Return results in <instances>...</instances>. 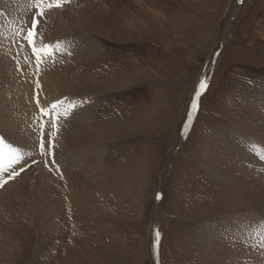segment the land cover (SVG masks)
<instances>
[{
  "label": "rangeland",
  "instance_id": "374dc122",
  "mask_svg": "<svg viewBox=\"0 0 264 264\" xmlns=\"http://www.w3.org/2000/svg\"><path fill=\"white\" fill-rule=\"evenodd\" d=\"M12 3L1 1L0 9ZM57 10L71 12L73 22L65 26L48 11L38 25L45 41L68 51L46 70L61 90L53 102L66 97L77 110L88 107L83 145L98 155L97 183L85 204L47 222L29 207L1 205L0 264H215L202 229L225 228L257 209L235 197V185L213 178L207 149L222 132L249 137L250 119L264 108V0H71ZM30 13L18 25L10 19L9 33L30 24ZM75 41L94 52L73 56ZM18 47L0 46V55L21 68ZM202 79L207 88L185 131ZM38 143L17 171L44 162L28 159H36ZM234 229L227 240L254 238ZM242 250L245 259L237 250L225 259L255 264L256 251Z\"/></svg>",
  "mask_w": 264,
  "mask_h": 264
},
{
  "label": "bare ground",
  "instance_id": "6f19581e",
  "mask_svg": "<svg viewBox=\"0 0 264 264\" xmlns=\"http://www.w3.org/2000/svg\"><path fill=\"white\" fill-rule=\"evenodd\" d=\"M11 2H13V6L8 7L4 12L0 9L1 48L5 45L15 44L17 46L22 42L15 34L9 33L7 30L10 19L12 21L16 20L15 25H18L27 18L31 9L34 10L30 6V0H11ZM152 9L158 12L155 7ZM49 11L54 16L53 13L58 12L59 14H56L58 21L60 20L65 26H69L73 22L74 17L67 10L62 11L53 8ZM78 44L79 42L75 41L76 49L73 50V56H82L84 59V57H90V53L94 52L90 46H84L82 43L81 45ZM65 48L66 46H62L56 54L59 56L64 55L68 52L65 51ZM8 49H10V46ZM16 53L20 61L23 56H28L30 49L21 50L18 47ZM21 63V68L15 67L13 59L10 66L7 58L0 55V77L2 76L0 94L4 96V98H0V130L4 135L9 136L8 141L9 138L13 141L16 140L18 143L15 144L16 147H19L24 153H31V156H33L32 151L35 149L36 153L38 143V141H35L36 146H33V137L37 134L33 129L41 123L36 99H39L43 105H50L55 97L60 96L61 90L58 88L56 80H53V74L46 71L49 70V61L42 65L39 75L36 74L34 62L31 69L24 62V59L21 60ZM4 73L6 74L3 75ZM22 76H24V79ZM37 80L41 85L40 89H36ZM31 88L33 96L29 92ZM37 93H39L38 96ZM25 101L30 103V107L26 105ZM66 106L67 104L64 107ZM87 108L75 109L68 117V119H72L71 121L60 120V131L54 141L53 154L43 155V163L38 166L34 165L31 168L26 167L25 169H28L19 177L16 176L14 180H9L0 189V206H6L4 208L6 211L17 206L29 207L32 209L30 212H34L37 218L42 222H47L57 214L64 213L65 210L70 208V205L79 207L85 204L86 199L89 198L87 197L89 193H86L90 188L89 186L97 183L95 181L97 177L92 176V173L98 169L99 163L96 160L98 158L97 153L91 150L90 146L87 149L83 145L87 146L85 139L89 135L83 124L86 123L84 116ZM59 110L63 111V108ZM261 111L257 112V115L254 114L250 119V123L246 128L251 132L249 137L222 132L221 142L211 139L215 146L213 149H207V156L211 159L207 169L213 178L218 182L235 185V197L241 199V203H245L251 210L257 208L250 212V215L253 216L249 215L250 217L246 218L247 220L244 218V221L239 222L241 218H236L233 224L225 228L221 225H207L208 228L202 229L204 232L202 244L209 251L208 258L215 264H251L245 261L225 259L232 257L233 255L230 254L234 250L239 251L241 260L245 259L246 254L242 250L244 246L249 253L256 251L253 254V258H257L255 264H264V249L261 248V242L264 241V224H261V221L264 220V216L255 215V213L264 212V108ZM43 123L47 125L46 117L43 118ZM82 149L85 151L82 152ZM45 152L47 153V148ZM40 156L42 155L39 152L36 159L30 160L29 157L28 159L33 164H37L39 160H42ZM53 160L55 163H53ZM247 173L249 175H246ZM84 179H86V182L82 181ZM25 196L29 198L27 202L22 201ZM250 202L252 204H249ZM64 216H66L65 213ZM232 220L227 219L225 221L228 223ZM250 224H252V227H250ZM234 228H247L246 231L254 235V238H249L250 241L247 238L227 240V236H230L231 232L234 233ZM236 246L239 249H233Z\"/></svg>",
  "mask_w": 264,
  "mask_h": 264
},
{
  "label": "snow or ice",
  "instance_id": "6c2138e0",
  "mask_svg": "<svg viewBox=\"0 0 264 264\" xmlns=\"http://www.w3.org/2000/svg\"><path fill=\"white\" fill-rule=\"evenodd\" d=\"M70 2L71 0H30V6L34 9V13L29 18L30 24H26L15 33L16 37L22 41L19 44V48L21 50L25 48L30 49V55L25 56L24 59L26 63L34 62L37 75L41 72L42 65L46 64L49 60L53 63L55 62V54L61 49L60 41L53 43L51 41H45L42 38V34L38 28L40 20L46 19V13L49 10L53 8L62 9ZM40 87L41 85L37 80L36 89H40ZM206 88L207 84L205 80H200L191 101L190 110L187 113V121L184 124L185 131L190 126L193 119V112L198 107L197 101ZM38 95L39 93H37V96ZM36 103L39 108L41 123H39L37 128L33 129V131L37 133V135L33 137V146H36L35 141L38 140L40 154L52 155V149L55 147L54 141L57 139V134L60 131V120L67 119L78 106L74 102L68 101L66 97L56 100L50 105H42L39 99H36ZM66 103L67 106L64 107ZM61 108H63V111L59 110ZM45 117L47 118V125L50 126L51 131L45 130L46 125L43 123V118ZM46 148L47 153L45 152ZM25 156H31V153H24L14 144L7 142L5 136L0 135V188L4 187L9 180H14L16 176L20 175V172L24 171L23 168L17 171L14 165L24 160ZM53 163H55L54 160ZM57 171H59V169H57ZM4 173H7L6 178L2 175ZM156 199H160L159 195H157ZM261 224H264V220L261 221ZM249 235H251V233H249ZM156 239L159 240V233H156ZM261 248L264 249V241L261 242Z\"/></svg>",
  "mask_w": 264,
  "mask_h": 264
},
{
  "label": "water",
  "instance_id": "95a60500",
  "mask_svg": "<svg viewBox=\"0 0 264 264\" xmlns=\"http://www.w3.org/2000/svg\"><path fill=\"white\" fill-rule=\"evenodd\" d=\"M157 243H158V240L156 239V233H155V238H154V243H153V253H154V257H155V260L156 262L157 261Z\"/></svg>",
  "mask_w": 264,
  "mask_h": 264
}]
</instances>
